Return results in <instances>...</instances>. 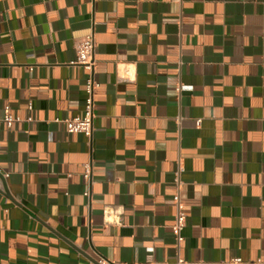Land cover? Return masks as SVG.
I'll return each instance as SVG.
<instances>
[{"label":"crops","instance_id":"crops-1","mask_svg":"<svg viewBox=\"0 0 264 264\" xmlns=\"http://www.w3.org/2000/svg\"><path fill=\"white\" fill-rule=\"evenodd\" d=\"M5 106L0 264H264V0H0Z\"/></svg>","mask_w":264,"mask_h":264},{"label":"built area","instance_id":"built-area-1","mask_svg":"<svg viewBox=\"0 0 264 264\" xmlns=\"http://www.w3.org/2000/svg\"><path fill=\"white\" fill-rule=\"evenodd\" d=\"M75 58L70 63L71 66H80L88 72V76L85 80V99L83 113L81 116H77L68 120H65L66 131L68 133L82 134L87 138H90L93 131V119H94V91L97 88L98 84L94 81L92 73L94 70V39L93 34H88L74 46ZM28 109H31V105L28 106ZM3 117L0 119V126L5 124L6 127H10L13 122L19 121L17 117H13L9 113V106L4 107ZM29 120V119H28ZM196 126H199V121L196 122ZM181 169L177 171V176L180 175ZM91 175V166L90 164H84L83 178L86 181L90 180ZM180 181L176 179V192L173 196V202L175 206V216L174 222L171 225V232L174 236L176 244L182 242L181 232L185 226L186 214L184 212V206L180 199L179 195ZM87 196L88 193H85ZM178 264H183L182 260H178Z\"/></svg>","mask_w":264,"mask_h":264}]
</instances>
